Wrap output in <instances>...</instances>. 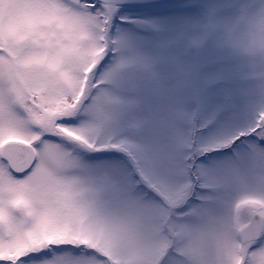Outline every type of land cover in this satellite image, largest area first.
Segmentation results:
<instances>
[{
  "label": "rangeland",
  "instance_id": "374dc122",
  "mask_svg": "<svg viewBox=\"0 0 264 264\" xmlns=\"http://www.w3.org/2000/svg\"><path fill=\"white\" fill-rule=\"evenodd\" d=\"M66 2L0 0V48L9 44L27 72L40 73L33 65L42 52L48 54L49 71L59 69L57 86L48 93L55 107L44 127L50 147L37 153L55 171L40 163L32 178L13 190L9 174L16 175L0 160V261L125 264L134 258L142 221L161 211L162 198L177 210L187 200L174 188L176 165L164 152L143 153L140 146L166 142L161 132L171 122L187 130L193 121L196 136L212 144L195 161L205 170V183L193 202L221 200L218 211L228 227L213 240L211 255L214 264H235L240 249L233 234L254 216L264 224V141L247 136L231 143L264 111V66L258 60L264 42L250 38L243 53L228 41L227 30L241 10L258 11L264 0L116 6L111 36L117 46L96 69L94 82L101 83L84 101L96 114L59 120L57 114L71 109L61 101L71 99L83 65L97 51L88 23L68 16ZM52 17L63 19L62 29L42 31L40 22ZM23 87L18 70L0 56V115L21 129L19 138L0 141V150L6 142L32 143L34 113L29 110L25 118L12 111L33 99L20 98ZM57 121L66 125V136L51 134ZM111 140L122 141L120 151L87 150L110 147ZM164 248V264H184L189 255L179 246L168 249L166 242ZM246 258L264 264V252L247 249Z\"/></svg>",
  "mask_w": 264,
  "mask_h": 264
},
{
  "label": "clouds",
  "instance_id": "9594fccd",
  "mask_svg": "<svg viewBox=\"0 0 264 264\" xmlns=\"http://www.w3.org/2000/svg\"><path fill=\"white\" fill-rule=\"evenodd\" d=\"M110 8L105 10L98 9L96 13L89 14L88 9L84 7H76V0H67L62 5L64 12L76 19L87 17L89 20V30L94 34L97 51L93 56V62L89 64L87 71L84 73V85L81 89L80 96L77 97V104L82 106L77 116L86 115L87 117L95 116L94 109H86L84 101L88 99L85 94V88H98L100 81L94 82L96 69L104 60L110 50L117 46V41L111 36V28L115 17L116 4L115 0H107ZM64 25L63 19L52 17L44 18L40 22V29L60 31ZM258 39L264 42V7L258 11L249 12L246 9L241 10L239 15L231 22L227 30L228 41L243 53L247 47V41L250 39ZM119 55V54H118ZM48 54L42 52L33 68L38 69L41 73L51 77L54 81L58 80L59 69H50L48 63ZM258 60L261 66H264V49L258 53ZM20 68L26 70L28 65L25 61H21ZM189 127L187 130L179 128L175 122H171L167 129L162 130L161 135L166 138V142L157 147L148 145L153 153L164 152V158L173 162L179 169L177 177L174 180V188L182 191L187 196L181 210L172 207L167 200L159 202L160 209L157 215L146 218L142 221L140 228V238L138 240V252L134 258L125 262V264H164L167 250L164 248L165 242L168 249L177 246L187 251L184 264H214L212 259V243L217 234L228 227L227 218L218 209L222 207L219 198L210 200H202L200 203H194L193 197L199 199L197 189L204 183L205 170L197 166L195 161L201 155L212 147L211 143L201 141L192 130L196 127L193 121L187 122ZM49 134V130L40 127H32L31 135L35 143L40 146V152L50 147L49 143L44 139ZM51 134L66 136V126L56 124L51 129ZM236 134H234L235 136ZM182 137V139H178ZM80 147L75 145V148ZM36 159L41 161L38 155ZM50 169L55 171V166L48 161H41ZM194 210V215L188 216L189 211ZM188 226L191 231H185ZM234 244L239 246L240 258L235 264H248L247 249L251 246V242L245 240L241 233H234Z\"/></svg>",
  "mask_w": 264,
  "mask_h": 264
},
{
  "label": "snow or ice",
  "instance_id": "6c2138e0",
  "mask_svg": "<svg viewBox=\"0 0 264 264\" xmlns=\"http://www.w3.org/2000/svg\"><path fill=\"white\" fill-rule=\"evenodd\" d=\"M99 5V7H98ZM76 7H84L88 9L89 14L96 13L98 9L108 10L110 5L107 0H97V3H89L88 0H76ZM80 21L82 23H89L87 17H81ZM11 46L9 44H5L3 48H0V56L4 57L5 62L8 64L10 68L15 67L18 70V75L23 78L24 87L20 90L19 95L21 99H24L25 94H29L33 97L30 103H25L24 106L20 104H16L12 111L20 114L23 113V116L27 118L29 115V110L34 113V121L33 127L44 128L49 124L50 116L52 113V109L55 105L51 102L50 96L48 93L54 89L57 84L54 80L49 79V77L44 73H30L20 68V61L17 57H14L12 51L10 50ZM55 56L50 58V63L54 62ZM93 62V58L83 65L82 71V81L77 82L76 86L73 89L71 99H67L61 101V103H67L71 105V109L66 110L63 113L57 114V119L63 120L65 116H74L76 115L82 108L80 104H77V97L80 96L81 88L80 83L82 82L84 85V73L87 71L89 64ZM85 94L89 97L90 90L85 88ZM61 126H66L63 123H57ZM82 126V125H81ZM21 135L20 127L8 117L7 119L0 115V141H8L13 138H19ZM254 136L257 141H264V111H261L255 122L247 129L239 131L235 136L232 137L231 143H235L236 140H239L241 137ZM48 143L49 141L46 140ZM121 142L111 140L110 147H102L97 146L94 148H89V151H120L121 150ZM20 146L13 143H6L3 145L4 151L7 153L11 149H16ZM27 147L31 149L33 153L40 152V146L35 143L33 138L32 143ZM140 151L143 153L151 152L147 145L140 146ZM264 151V150H262ZM7 156H0V160L7 159ZM131 160L132 158L129 157ZM41 161L39 159H34L32 165L29 168H26L23 173L19 174V176H10V183L13 185V190H15L16 185H24L26 184L33 176V174L37 171V168ZM136 164H139L140 161L136 160ZM10 166V165H9ZM15 171V169H13ZM248 252L250 254H255L257 252H264V233L259 235L256 241L248 248ZM0 264H12L11 260L0 261ZM19 264H24V261L21 259ZM61 264H68L67 261L61 260ZM248 264H252L251 261H248Z\"/></svg>",
  "mask_w": 264,
  "mask_h": 264
},
{
  "label": "water",
  "instance_id": "95a60500",
  "mask_svg": "<svg viewBox=\"0 0 264 264\" xmlns=\"http://www.w3.org/2000/svg\"><path fill=\"white\" fill-rule=\"evenodd\" d=\"M97 1V0H95ZM171 0H115L116 6H135V5H149L168 2ZM20 147L11 149L7 153L3 149V155L7 156L6 160L9 161L12 172L19 176L26 168H29L36 159V153H33L31 149L22 144H16ZM23 159L24 162L20 161ZM15 169V171H13ZM263 230V221L260 217L254 216L250 225L242 229L240 233L243 238L248 242L255 241Z\"/></svg>",
  "mask_w": 264,
  "mask_h": 264
},
{
  "label": "flooded vegetation",
  "instance_id": "af4514ba",
  "mask_svg": "<svg viewBox=\"0 0 264 264\" xmlns=\"http://www.w3.org/2000/svg\"><path fill=\"white\" fill-rule=\"evenodd\" d=\"M58 122V121H57ZM59 123V122H58ZM7 143V142H6ZM6 143H4V144H6ZM8 143H11V142H8ZM3 144V145H4ZM13 144H20V143H13ZM22 144V143H21ZM29 144H31V143H23L22 145H25V146H28ZM3 155V146L1 147V150H0V156H2ZM36 157H37V153H36ZM3 161H4V163L6 164V166L8 167V169L12 172V170H11V168H10V164H9V161L8 160H6V159H3ZM21 162H24L23 161V159L20 161V163ZM13 173V172H12ZM14 174V173H13ZM15 175V174H14ZM17 176V175H16Z\"/></svg>",
  "mask_w": 264,
  "mask_h": 264
}]
</instances>
